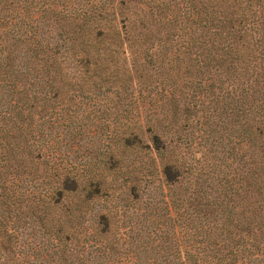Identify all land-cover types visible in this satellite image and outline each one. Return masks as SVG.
Instances as JSON below:
<instances>
[{
    "label": "trees",
    "instance_id": "trees-1",
    "mask_svg": "<svg viewBox=\"0 0 264 264\" xmlns=\"http://www.w3.org/2000/svg\"><path fill=\"white\" fill-rule=\"evenodd\" d=\"M102 48L104 90L147 74L157 81L144 120L155 151L176 125L186 131L177 140L191 144L195 132L202 147L181 198V168L164 166L170 232L127 238L123 256L105 243L113 254L103 252V264H264V0H0V264H101L74 260L70 236L20 235L30 227L26 200L46 234L63 197L48 188L54 164L38 173L55 125L73 123L49 101L61 89H94ZM123 135V149L141 143L132 129ZM24 174L48 184L26 194Z\"/></svg>",
    "mask_w": 264,
    "mask_h": 264
},
{
    "label": "rangeland",
    "instance_id": "rangeland-1",
    "mask_svg": "<svg viewBox=\"0 0 264 264\" xmlns=\"http://www.w3.org/2000/svg\"><path fill=\"white\" fill-rule=\"evenodd\" d=\"M101 50L102 59L97 62L96 70L100 76L93 75V64L89 69L93 75L92 81L97 82L94 89H88V84L82 85L81 91L61 89L49 101L60 113L58 115L70 114L73 123L68 132L60 125H55L52 132L58 136L50 137L46 142L47 148H52L53 155L41 160L38 173L44 175L45 169L49 170L50 165L54 164L56 174L48 178L51 184L48 188L61 189L63 197L55 211L52 210V214L48 215L49 231L46 234L35 222L32 211L35 201L26 200L23 214L25 223L30 227L22 229L20 236L26 240L36 236H70L68 246L74 248V260L89 255L87 260L100 257L103 264V252L106 256L113 254L111 250H105V243L115 246L120 252L114 256H123L127 238L166 236V232H170L168 194L171 187L163 174L164 166L171 164L181 168L180 182L175 189L181 198L186 180L184 172L187 165L194 166L201 159L202 147L198 146V134L195 132L191 136V144L185 143L183 139L177 140L178 135L186 137V131L180 132L176 125L178 133L163 135L165 150L155 151L152 135L146 131L144 120L150 101L156 95L153 86L157 81L147 74L138 81L132 80L129 89L115 84L108 91L104 90L109 84L103 82V66L106 67V64L103 63V48ZM129 63L130 60H127L125 66L129 67ZM121 65V62L118 63V66ZM67 70L70 72L67 74L71 84L79 87L78 69L69 65ZM109 81L112 83V79ZM155 113L161 116L158 109ZM126 129L138 134L141 143L123 149L120 140ZM45 161H49V164L45 165ZM26 176L23 183L26 194L31 191L36 194L48 184L41 183L46 178L31 182L30 175H23L24 178ZM65 181L73 186V191L64 189ZM51 217H54L52 221ZM61 226H64L63 229ZM58 228L63 231L55 232ZM141 254L145 256L142 249Z\"/></svg>",
    "mask_w": 264,
    "mask_h": 264
}]
</instances>
